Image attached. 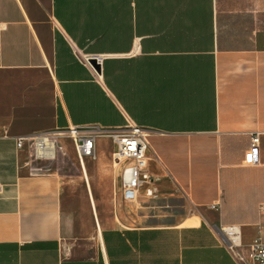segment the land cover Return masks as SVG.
<instances>
[{
    "label": "crops",
    "instance_id": "1",
    "mask_svg": "<svg viewBox=\"0 0 264 264\" xmlns=\"http://www.w3.org/2000/svg\"><path fill=\"white\" fill-rule=\"evenodd\" d=\"M127 124L147 133L153 186L162 170L196 212L152 223V199L115 178L133 211L74 238L59 172L15 141ZM262 205L264 0H0V264H238L220 228L264 241Z\"/></svg>",
    "mask_w": 264,
    "mask_h": 264
},
{
    "label": "rangeland",
    "instance_id": "2",
    "mask_svg": "<svg viewBox=\"0 0 264 264\" xmlns=\"http://www.w3.org/2000/svg\"><path fill=\"white\" fill-rule=\"evenodd\" d=\"M96 130L94 126L85 130ZM106 130L105 128L102 131ZM58 150L53 160L33 162L34 165H45L48 169H56L61 176L64 189L61 206L64 214L72 224L71 235L76 238L92 236L98 229L120 224L126 213L133 210L128 205H122L115 200L117 183L112 164L107 156L112 150L111 141L105 136L96 138L95 155L85 157L87 180L82 173V160L78 157L74 143L70 137L57 138ZM63 139L70 141L71 146ZM62 145V148L59 146ZM111 164V165H110ZM165 182L155 178V193L151 204L156 206L149 215L154 216L152 223L180 222L191 213L196 212L185 196L169 181L167 175L160 170ZM142 204H147L146 202Z\"/></svg>",
    "mask_w": 264,
    "mask_h": 264
},
{
    "label": "built area",
    "instance_id": "3",
    "mask_svg": "<svg viewBox=\"0 0 264 264\" xmlns=\"http://www.w3.org/2000/svg\"><path fill=\"white\" fill-rule=\"evenodd\" d=\"M84 63H88V59ZM97 133L105 134L112 143L111 164L115 178L118 179L122 198L133 202L140 189L144 190L147 197H153L155 188L153 177L148 171V163L156 156L150 151L145 129L139 125L127 124L124 127L104 131L102 129H98V131L85 130L73 126L67 129L18 137L15 144L18 150L26 152L27 162L49 161L56 156L57 138L67 136L71 138L76 153L82 160L81 157L95 155ZM50 143L54 144V147H51ZM59 148H62V145ZM258 150L259 133L255 132L250 135V144L244 152L245 165H254L259 162ZM260 211L264 213V205L260 206ZM220 233L226 249L230 251L235 262L238 264H264V241L259 237L244 247L237 225L221 227Z\"/></svg>",
    "mask_w": 264,
    "mask_h": 264
},
{
    "label": "water",
    "instance_id": "4",
    "mask_svg": "<svg viewBox=\"0 0 264 264\" xmlns=\"http://www.w3.org/2000/svg\"><path fill=\"white\" fill-rule=\"evenodd\" d=\"M88 63L91 64V66L95 69L97 73L100 72V63L98 62V59L95 57H91L88 59Z\"/></svg>",
    "mask_w": 264,
    "mask_h": 264
},
{
    "label": "bare ground",
    "instance_id": "5",
    "mask_svg": "<svg viewBox=\"0 0 264 264\" xmlns=\"http://www.w3.org/2000/svg\"><path fill=\"white\" fill-rule=\"evenodd\" d=\"M51 144V147H54V144H52V143H50ZM82 158V157H81ZM82 160H83V158H82Z\"/></svg>",
    "mask_w": 264,
    "mask_h": 264
},
{
    "label": "snow or ice",
    "instance_id": "6",
    "mask_svg": "<svg viewBox=\"0 0 264 264\" xmlns=\"http://www.w3.org/2000/svg\"><path fill=\"white\" fill-rule=\"evenodd\" d=\"M251 159V157H249Z\"/></svg>",
    "mask_w": 264,
    "mask_h": 264
}]
</instances>
